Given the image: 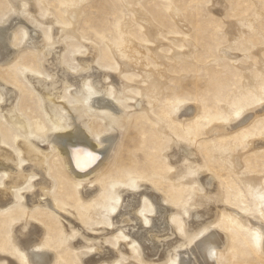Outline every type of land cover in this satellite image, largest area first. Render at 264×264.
<instances>
[{"label": "rangeland", "instance_id": "374dc122", "mask_svg": "<svg viewBox=\"0 0 264 264\" xmlns=\"http://www.w3.org/2000/svg\"><path fill=\"white\" fill-rule=\"evenodd\" d=\"M10 15L17 18L10 42L15 53L11 50L6 59L0 60V103L10 96L8 93H15L16 121L24 116L19 107L21 92L6 89L10 86L6 80L7 73L18 66L20 78L34 96L40 94L29 75L53 81L54 92H61L60 101L68 106L78 104L72 77L85 80L80 85H85V91L106 84L109 97L126 111V123L113 130L103 118L87 114L84 125L95 141L105 145L104 139L112 133L116 140L107 161L87 185L88 189L103 187L95 196L83 198L73 175L68 171L67 176L58 161L52 142L54 132L61 129L57 125L62 124L64 114L59 117V112L65 113V106L60 105L55 112L60 122L53 123L40 100L39 110L46 123L36 119L38 126L33 134L50 153L52 165L45 178L51 183L50 196L58 210L49 207L48 202H31L32 191H37L34 184L40 179L31 171L25 184L15 188L13 202L0 206V264H34L27 259L17 237L25 241L37 238L38 232L27 238L20 231L31 230V225L24 227L29 221L41 228L35 220L40 214L54 225L43 222V232L34 245L54 253L51 264H92L95 260L97 264H173L177 251L191 248L213 228L228 236L226 246L218 252L219 264H264L256 230L260 228L254 223L264 216V0H0V23L11 20ZM150 21L156 26L158 41L148 32ZM55 42L60 44L51 46ZM59 46L61 59H56L54 53ZM85 56L86 60L93 59L88 66ZM132 60L136 65L126 70L124 62ZM138 63L143 64L141 70ZM152 71L158 75V83ZM118 81L128 83L122 97L115 95ZM147 85L152 86L148 89L150 104L145 107L141 95ZM0 119L11 125L2 111ZM23 133L19 132L18 137H24ZM15 149L20 168L30 170L26 166L29 163ZM112 173L119 174V178L111 181ZM5 175L0 170V188L5 185ZM116 182H125L126 187L116 186ZM108 184L112 185L109 195L97 200ZM117 188H127L121 198ZM147 190L162 195L170 229L176 227L173 235L165 238L167 231L151 229L153 223L147 217L155 218L164 210L148 194L140 196L145 191L151 193ZM206 192L217 199L201 202ZM139 198L145 205L140 211L144 229L136 221L128 222L130 226L126 227L119 210L131 209ZM68 200L79 207L76 213ZM116 203L118 209L110 214ZM205 225L213 227L206 232ZM139 228L141 232L150 228L149 233L154 235L163 232L161 249L159 246L156 253L146 250L141 239V245L138 241L127 245L126 232ZM196 232L200 235L190 243L189 237ZM131 240L128 234L127 241ZM175 245L182 246L176 249Z\"/></svg>", "mask_w": 264, "mask_h": 264}, {"label": "bare ground", "instance_id": "6f19581e", "mask_svg": "<svg viewBox=\"0 0 264 264\" xmlns=\"http://www.w3.org/2000/svg\"><path fill=\"white\" fill-rule=\"evenodd\" d=\"M31 5L32 4H30V6ZM31 7H33V6H31ZM28 10H30V8ZM31 10H33V9L31 8ZM18 11H19V9L17 7H15V12H18ZM143 11H144V9H143ZM10 17L14 18V16H11V15H10ZM13 18L11 20H9L8 22L0 23V60L6 59L11 54V52H12L11 50H13L12 48L10 49V42L13 38L14 30H15L16 24H17V18H15V19H13ZM149 23H151V26L149 27V30H148L149 34H150V36H152L151 38L153 40L158 41V36L155 33L156 32L155 31L156 26L151 21ZM61 36H62V34H61ZM59 38H58V40H60ZM37 40H38V38H37ZM59 42H55L51 46L55 47V45L60 44ZM43 45H42V47H43ZM90 49H91V46H90ZM52 50H54V49H52ZM153 50L154 51L156 50L155 47H153ZM61 52H62V49L59 46V49L57 50L56 54L54 53V55L56 56L55 57L56 59L61 57ZM12 53H15L14 50ZM50 53H52V52H50ZM87 54H88V52H87ZM91 54H93V49L90 50V55ZM49 57H50V55H49ZM52 57H53L52 61L55 60L54 56H52ZM83 58H81V59H83ZM92 60H93L92 57H87V60H86V56H85V62L87 61V66ZM62 62H60V63H62ZM94 62H95V60H94ZM124 63H125L124 64L125 66H123V67L126 70H127L126 67H128V66L134 67L136 65L134 60L129 61V62L127 61ZM138 64H139L138 68L141 70L143 68V64L142 63L141 64L138 63ZM58 65H59V63H58ZM84 65H86V63ZM15 66H16V64H15ZM57 66L55 65L56 68H57ZM86 67H85V70L88 68V67L87 68ZM91 67H93V65ZM121 67H122V64H121ZM60 68H61V66H60ZM63 69H64V67H63ZM63 69H61V70H63ZM122 69L123 68L120 69V72L123 71ZM63 71H65V70H63ZM83 71H82V73H83ZM68 72L69 71H67V73ZM18 73H19L18 66L12 69V73H7V78L9 80H6V82L10 86L6 87V89L15 88L17 91L21 92L19 107L22 109L23 112L22 111L21 112H22V114H24V116L17 121L15 120V117L18 115V109H17L18 104H17V100H16V95H14L15 93H13V91H12L13 94L11 92H10L11 94L8 93V95H10V96H6L4 102L0 103V111H2L3 116L6 117V119L9 122H11V125H7V124H5V122L3 120L0 119V170L2 172H4V174H6L5 175L6 176L5 185L0 188V206L7 205V204L13 202V200L16 197L15 188L18 186L24 185L28 176H29V173L32 171L33 173H36L38 176H40V179L38 180V183L34 184V188H37V191L35 193L32 191V193H31L32 195L30 194L31 195V202H33L35 200H37V201L39 200V202L41 201L42 203L48 202L47 204L50 205L49 207H51L54 210H58V206L56 205L54 198L52 197V195L50 196L51 192H49V188H50L51 183L47 182L49 180H47L45 178V174L47 173L48 169L50 168V165H52V161L50 159V153H49V151L44 150V148H42V146H40L39 142H42V140L40 139V140L36 141L37 135L33 134V129L35 128V126H38L36 119H39L40 121H42L41 123H43V124L46 123V121H43L44 120L43 115L39 110L40 108L38 106V103L40 102V100L43 101L44 104L46 105V109L48 111V116L53 123H56L58 121L57 120L58 117L55 115V112L58 110V107L62 104L65 106L66 112L65 113L59 112V117L64 114L62 124L57 125V127H61V129L56 130L53 134L54 137L52 138V142L54 143L53 145L55 146L56 151H57V155H58L56 157H57L58 161L60 162V164L64 166L63 169H65V171L67 170V172L69 171L73 175V178L76 180V182L79 184V189H80L81 194L83 195V198L95 196L96 193L103 186L99 185L97 188L93 187L92 189H88L87 185L92 184V182H93L92 179H93V176H94L96 170L102 164H104L107 161L108 157L110 156L112 147H113L115 140H116L115 139L116 134H113V133L110 134L108 137H106L104 139L105 145H101L100 143H98L97 141H95L92 138V135L90 134L88 129L85 127L84 122L87 120V114H91V115L96 116L97 118H103L106 121L107 125L111 129H113V128H116V126L124 125L126 123V111L122 108V106L118 103V101L116 99L109 97V94L107 93L108 90H107L106 84H102L99 86H98V84H96L97 86L95 85V88H93V90L85 91L84 89H82L83 85L80 87L81 81L84 82L85 80H81L80 76H77L76 78L72 77V78H74V82L72 85L75 87L77 86L75 96L77 98L78 104L68 106V104L65 103L66 101L65 102L60 101V99H62V97H60L61 92H56V93L54 92L55 90H53V88H52V86L54 84L53 81L50 82L46 79H37L35 77V75H33V76L29 75L28 76L29 81L36 86V88L38 89L39 94H40L38 96L37 95L34 96L33 91L31 89H29V87L26 85V83L20 78ZM32 73L35 74L34 72H32ZM152 73H154V75H155L154 77L158 83L159 82L158 75L155 73V71H152ZM64 74H65V72L63 73V75ZM73 74H71V76ZM63 75H60V76L64 77ZM111 75H113V74H111ZM119 75H120V73L118 74V76ZM89 76H90V74H89ZM96 76H93V77H96ZM114 76H115V78L118 77L117 75H114ZM133 76L135 77V74ZM69 77L70 76H68V78ZM82 77H86V76L82 75ZM100 77H102V74ZM119 77H121V76H119ZM97 78H98V76H97ZM115 78H112V80H114ZM70 79H71V77H70ZM97 80H96V83H97ZM120 80H122V79H120ZM61 82H62V80H61ZM115 82H113V83L115 84ZM71 83L72 82H70V84ZM103 83H104V81H103ZM119 84H120V82H119ZM127 86H128L127 81L126 82L122 81V83L117 87L118 89L115 88V89H117L115 92V95L122 97L126 93V87ZM151 86L152 85H149V86L147 85V86H144L142 88L143 94L141 95V97L144 98L145 103L144 104L141 103V104L145 107H147L148 104H150L149 103L150 97H149L148 89L151 88ZM115 87H116V84H115ZM58 88L59 87H56V90ZM3 90H5V89H3ZM158 91L159 90L157 89L156 93H158ZM5 95H7V94H5ZM116 116H119V117L116 118ZM58 122H60V121H58ZM12 125H14V127H12ZM19 132H22V133L24 132L23 133L24 137H21V138L18 137ZM14 134H16V135H14ZM12 137L14 138L13 140H12ZM14 143H15V145H14ZM15 147H17V149H19L22 157L25 159L24 161L29 163V165H26V166H28V168L30 170L26 171L25 169L20 168V166L18 164L19 156L16 152ZM56 165H57V162L55 163V166ZM18 167H19V169H18ZM69 172H68L67 176L69 175ZM118 178H119V174H113L112 173V175L110 176L111 181H114ZM34 183H35V181H34ZM115 184H117L116 186L125 185V182H119V183L116 182ZM137 186L140 187V186H142V184L139 182L137 184ZM124 187H126V185ZM110 188H112V185L108 184L102 192L100 191L101 194L98 196L97 200L100 201V199L106 198L111 191ZM117 189H118L119 197L121 198L122 193L124 191H126L127 188H117ZM147 191H149V190H147ZM153 191L154 190H152V192L149 191L151 193H146V191H145L144 193L140 194V196L143 197V195L148 194V196H150V200L152 197L153 200L157 203L159 209L164 210L163 213H160L157 211L158 208H156L157 209L156 212L159 213L158 215L156 214L157 217L154 216L155 218H152V217L150 218L148 216L147 218L149 219V222L151 221L153 223V226H151L152 230L160 231L162 229V231H167V232H164V233H166L165 234V238H166L167 237L166 235L171 234L172 232L176 231V227H175V230L170 229L171 221L169 220V217H168L169 212H168V210L165 211V209L163 207L164 205L162 206V201H163L162 195L155 194ZM139 193H141V192L139 191ZM133 194L137 195V193H135V192ZM214 195L212 193L210 194V192H206L204 195H202L203 197H202L201 202L204 203V201L206 202L207 200H214L216 198L215 197L216 195L215 196ZM126 196L128 197V195H126ZM132 196H130V197H132ZM45 197H47V198L45 199ZM137 197L135 196L136 199H137ZM75 200L80 201L76 198H75ZM130 201L131 200H129V202ZM67 202L69 203V206L71 207V209L74 210L76 213V211L78 210L79 207L69 200ZM134 202H132V203H134ZM201 202H199V203H201ZM212 202H210V203H212ZM135 203H134L135 206H133L131 209L129 206L128 207L129 209L125 208L126 209L125 211L119 210L121 212V214L123 215L122 217L120 216V218L122 219V222L125 224L124 226H126V227L128 225L130 226V224H129L130 221H132V222L136 221L137 223L139 222L140 227L144 229V227H142L143 224L140 223L141 222L140 221L141 220L140 219V215H141L140 211H144V207H145V205L143 203V199L140 200V198H139ZM207 203H208V201H207ZM120 206H122V205H120ZM217 208H218V206H217ZM112 209L113 210L110 212V214L114 213L118 209V203L114 204L112 206ZM208 209H210V208H208ZM172 210L173 209H171L170 211H172ZM207 210H205V211L207 212ZM212 210H213V207H212ZM208 213L211 214L209 211H208ZM205 214L207 215V213H205ZM62 216H64V215H62ZM112 216H114V215H112ZM212 216L213 215H211V217ZM37 217H39V218H36L35 220L39 221V225L41 226V228L40 227L38 228V226H36V224H34L33 221H29V224H25L24 227H27V225H31V230H29L30 229L29 228L28 233H26V232L24 233V231L21 230L20 234L24 235V237H26L27 235H29L31 233L36 234L38 232V237L35 239H32L33 238L32 237L30 241L29 240L27 241V239L25 241L22 237H21L22 239L17 237V240L20 243V246L24 249L26 256H27V259L29 261H31L34 264H51L53 259H54V253H52L49 249L37 248L34 244H36L39 241L40 235L43 232V227H44L43 222H46V223L50 224L51 226H53L54 223H53V221L49 220L44 215L40 214ZM73 217L75 218V216H73ZM206 217L210 218V215L209 216L207 215ZM117 220L119 221V219H117ZM201 220H200V223H201ZM207 220H209V219H207ZM119 222H117V223L119 224ZM149 222H144V223H149ZM206 222H208V221H206ZM194 223H196V221H194ZM254 223L260 228V230L257 228H256V230L260 233V242H261V246L264 250V216L261 217V219L256 218ZM202 224L204 225V221H202ZM132 226H134V225H132ZM205 226H206V232L209 231L213 227L210 225H205ZM145 227H146V225H145ZM120 228H122V227H120ZM141 228H139V230L136 229L137 231L134 230V232H132V230H131L132 228L130 229V232L128 230V233L126 232L125 243L127 245L131 244L133 242L136 243V241L141 239V241H143V243H144L146 250L148 249L149 251L156 253V250L158 251L161 249L162 244L160 243L161 242L160 240L164 237L163 235H161L163 232H161V234H159V235H154V234L149 233V231L151 230L150 228L149 229L145 228L146 229L145 232H141L140 231ZM109 230L110 229H108V231ZM121 230H126V228H122ZM16 233H18V232L16 231ZM128 234H129L130 238L133 237V240H131L132 242L127 241ZM148 234H150L149 237H148ZM171 235H173V234H171ZM199 235H200V232H196L195 234L192 233V235L188 239L189 242L193 243L195 237L199 236ZM29 236H27V238ZM34 237H36V236L34 235ZM165 238H164V240H165ZM135 239H137V240H135ZM86 240H87V238H86ZM227 240H228L227 235L223 234L222 232L220 233L218 230L213 228L211 232L205 233L199 240H197L196 243L191 248L186 249V247H185L186 250L183 249L184 251L183 250L177 251V255L174 256L175 261L173 264H219L218 252H219L220 248L226 246ZM119 241H121V239H119ZM168 241H169V239H168ZM141 243L139 245H141ZM159 243H160V245H159ZM175 244H178V243L175 242ZM159 246H160V249H158ZM180 246H182V245H178V246L175 245V248L178 249ZM168 247H170V246H168ZM102 248H104L105 251L107 250L105 247H102ZM145 248L143 247V249H145ZM96 250H99V249H96ZM110 250H112V249H110ZM166 250H168V248ZM112 251L114 253V250H112ZM172 252H173V250H172ZM100 253H102V252H100ZM145 254H146V251H145ZM112 255H115V254H112ZM149 255H151V254H149ZM96 256L97 255H95V258H96ZM109 256H111V255H109ZM90 257H89V260H90ZM105 257H107V256H105ZM100 258H103V256ZM145 258H147V257H145ZM150 258H152V255ZM200 258H201V261L199 260ZM92 259H93V257H92ZM158 259L161 260V258H158ZM86 261H84V262L86 263ZM95 261H93V262L95 263ZM94 263H92V264H94ZM87 264H89L88 261H87ZM95 264H97V261Z\"/></svg>", "mask_w": 264, "mask_h": 264}]
</instances>
